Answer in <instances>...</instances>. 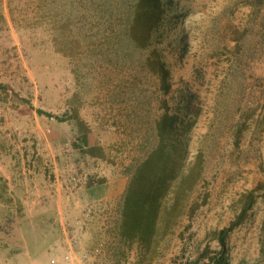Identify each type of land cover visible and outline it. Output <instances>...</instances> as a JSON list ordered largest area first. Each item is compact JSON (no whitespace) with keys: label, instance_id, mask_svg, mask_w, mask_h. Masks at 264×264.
<instances>
[{"label":"rangeland","instance_id":"1","mask_svg":"<svg viewBox=\"0 0 264 264\" xmlns=\"http://www.w3.org/2000/svg\"><path fill=\"white\" fill-rule=\"evenodd\" d=\"M10 1L0 0V264L65 252L84 264L194 259L251 191L229 258L264 264V0H164L155 54L96 35L108 3L56 36L35 0L18 13Z\"/></svg>","mask_w":264,"mask_h":264},{"label":"trees","instance_id":"2","mask_svg":"<svg viewBox=\"0 0 264 264\" xmlns=\"http://www.w3.org/2000/svg\"><path fill=\"white\" fill-rule=\"evenodd\" d=\"M35 0L34 5L30 4L33 10L38 13L41 9L46 12V19L51 31L56 34H61L62 28L67 26V34H75L73 29L81 31V25L86 15L93 17L94 7L103 3L110 4L107 9L108 14L105 20L104 28H96V35L102 34L111 38H126L131 43L140 49L151 48L153 54L157 53V49L153 47L154 38L159 33V28L163 23L166 13V4L164 0ZM31 2V1H30ZM12 12H21L25 1L11 0ZM64 8V9H63ZM66 10V11H63ZM99 19V17H97ZM119 21L120 29L115 24ZM77 26V28H74ZM99 27V26H98ZM86 30V29H85ZM67 38V37H66ZM71 38V37H69ZM67 38V40H69ZM65 45H71V40ZM151 66L158 78V89L162 94H168L170 89L169 71L160 58L159 54L155 55L151 61ZM38 113L42 111L38 110ZM165 113L162 117L165 125L170 132L174 130L175 121ZM175 120V119H174ZM141 177L134 174L131 180V185ZM255 195L253 191L249 192L246 197L245 205L240 212L231 220L228 226L216 231L213 234L215 247L206 244L200 253L194 258H187L175 264H231L229 258L228 237L229 234L237 226H239L246 218L247 212L254 203ZM131 221L136 220L140 215V210L136 207L131 212ZM143 215V213H142Z\"/></svg>","mask_w":264,"mask_h":264},{"label":"built area","instance_id":"3","mask_svg":"<svg viewBox=\"0 0 264 264\" xmlns=\"http://www.w3.org/2000/svg\"><path fill=\"white\" fill-rule=\"evenodd\" d=\"M86 255L77 256L72 252H65L53 255L49 259V264H84Z\"/></svg>","mask_w":264,"mask_h":264}]
</instances>
